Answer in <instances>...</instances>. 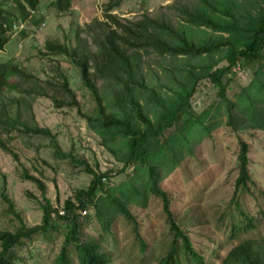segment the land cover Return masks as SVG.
<instances>
[{
    "label": "trees",
    "instance_id": "trees-1",
    "mask_svg": "<svg viewBox=\"0 0 264 264\" xmlns=\"http://www.w3.org/2000/svg\"><path fill=\"white\" fill-rule=\"evenodd\" d=\"M70 1L58 0L57 3L67 9ZM14 6V16L18 15V19L11 17ZM39 8V0L0 1L1 53L6 43L4 26L7 22L27 21L31 12ZM172 8L176 11V24L167 15L143 16L141 20L125 23L109 16L115 27L101 37L99 56L84 54L78 59L76 66L82 84L95 98L99 110L98 117L87 118L88 124L124 167L98 174L87 162H75L93 178L87 190L76 191L75 199L65 202L61 212L53 208L42 184L25 174V179L41 187L45 202L43 221L40 226L22 227L16 233L0 230V264H15L14 249L20 247L24 239L47 234L51 229L58 231V227L66 231L56 264H113L105 245L108 244L106 237L112 236L111 224L118 216L134 225L140 250L146 253L148 243L138 233L139 223L133 212L138 207L145 209L152 197L163 202L172 234L171 243L166 245L169 250L158 264H183L178 256L179 246L185 264H214L209 257L220 264H264V238L246 239L232 245L224 257L220 255L224 243L233 242L237 236L256 228L253 218H247L245 226L230 221V232L217 234L219 224L215 227L209 223L191 233L173 216L169 193L161 187L163 180L177 170L186 156L193 154V145L219 125L216 120L222 112L227 117L226 126L235 134L264 131V0H194L192 4ZM46 51V55L69 56L65 47L55 43H48ZM148 55L161 59L158 72L156 68L146 70L143 66ZM224 62L226 65L220 67ZM251 66H259L256 77L238 95L237 102L229 100L226 89L236 76V68L244 70ZM159 69L168 81V85L162 87L168 88L170 94L150 84L151 79L160 77ZM29 76L12 61L0 63V100L6 91L16 92ZM12 77H20L19 82H11ZM60 78L57 89L60 96L52 98L54 105L74 108L77 106L74 92L65 76ZM99 79L110 83L114 93L107 105L97 84ZM204 81L218 90L221 101L215 110L197 115L192 111L191 101ZM4 118L0 119L4 128L9 126L7 122H13L15 129L21 124L19 118ZM31 133L51 136L47 128L33 127L27 134ZM51 143L56 158L72 157L62 154L55 139ZM0 148L5 151L7 148L1 139ZM237 163L236 192L245 191L253 181L248 170L249 146L244 142H240ZM129 167L133 171L128 173V181L109 186L113 178L128 172ZM236 207L240 210L239 204ZM90 209L101 228L99 240L88 238L84 231V227L91 226L87 218ZM197 238L204 239L205 244L198 245ZM111 244L115 246L113 238Z\"/></svg>",
    "mask_w": 264,
    "mask_h": 264
},
{
    "label": "rangeland",
    "instance_id": "rangeland-1",
    "mask_svg": "<svg viewBox=\"0 0 264 264\" xmlns=\"http://www.w3.org/2000/svg\"><path fill=\"white\" fill-rule=\"evenodd\" d=\"M57 1L40 0V13L28 21L26 35L13 37L12 34L5 52H0V63L12 60L20 65L23 73L30 75L16 92L6 91L0 100V119L9 116L19 118L21 123L16 124V129L13 122H7L9 126L6 128L0 125V139L7 147L6 151L0 148L1 231L16 233L22 227L31 229L42 224L45 202L41 187L25 179V174L33 176L42 184L53 208L61 212L65 202L74 200L76 191L87 190L93 178L75 162H87L98 174L124 167L103 146L102 139L88 124L87 118L98 117L99 110L95 98L83 86L76 66L84 54L99 56V46L103 42L101 37L115 27L109 16L125 23L141 20L143 16L156 18L167 15L176 24V11L172 7L189 5L194 0H71L70 9L65 12L60 10L61 4ZM117 4L118 7L115 6ZM11 14V17L16 15V6L12 8ZM14 24L18 25L14 21L10 22L11 26ZM48 43L62 45L68 50L69 56L46 55ZM161 63V59L155 55H148L143 66L146 70L156 68L158 72ZM225 65L224 62L220 67ZM258 69L259 66L244 70L237 67L236 76L226 89L227 98L237 102L238 95L250 85ZM61 75L65 76L74 92L77 103L74 108H57L52 100L60 96L57 89ZM158 75L160 80L156 77L149 83L161 89L162 93L170 94L168 88L162 87L168 85V81L160 69ZM19 80L20 77L10 79L14 84ZM97 84L104 97V105H107L114 95L112 87L100 79ZM220 101L218 90L210 82L204 81L191 101L192 111L201 115L205 111L215 110ZM216 121L219 125L210 135L203 136L193 145V154L186 156L177 170L163 180L161 187L169 193L173 216L191 233L196 229L200 231L209 223L215 227L219 224L217 234L230 232V221L245 226L247 218H253L256 226L254 230L223 244L220 255L224 257L234 244L246 239L264 238V131L235 134L226 126L225 112ZM33 127L47 128L51 136L27 134ZM52 139H55L62 154L72 157L65 160L56 158ZM240 142L249 146L248 170L253 184L248 185L245 191L236 192ZM127 169L128 172L113 178L109 186L128 181V173L133 169ZM133 213L139 223L138 233L148 243L146 253L140 250L136 228L122 216H118L111 224L112 236L106 237L108 244L105 250L111 255L113 264H158L169 250L166 245L171 243L172 235L163 212V202L152 197L145 209L138 207ZM92 216L90 209L87 218L91 226L84 227V231L88 238L99 240L101 228ZM219 219L221 222H218ZM58 229L24 239L23 244L14 249L15 264H56L66 231V228ZM112 238L115 246L111 244ZM195 242L198 245L205 244L201 238L195 239ZM179 249L178 256L185 264L182 247L179 246ZM209 260L220 264L212 257Z\"/></svg>",
    "mask_w": 264,
    "mask_h": 264
},
{
    "label": "clouds",
    "instance_id": "clouds-1",
    "mask_svg": "<svg viewBox=\"0 0 264 264\" xmlns=\"http://www.w3.org/2000/svg\"><path fill=\"white\" fill-rule=\"evenodd\" d=\"M40 1V0H39ZM41 4V3H40ZM40 9V8H39ZM37 10V11H34V12H31V14H30V16H29V18H28V20L27 21H23V20H17L18 19V16H14V17H16L17 19L16 20H13L15 23H17L18 25H13V26H11L10 25V21H9V23L7 22V25L6 26H4V28H6V30H5V38H6V43L4 44V49H3V51L2 52H5V48H6V46L9 44V42H10V40H11V38H12V34H13V37H16L17 35H22V36H24V35H26V30H28V21L30 20V19H32L33 18V16L35 15V14H38V13H40V10ZM70 9V5H69V8H67V9H65V8H63V7H60V10L61 11H68ZM16 32V33H15ZM20 45V44H19ZM58 45H60V44H58ZM21 46V45H20ZM18 49V48H17ZM8 61H12V60H8ZM13 63H14V61H12ZM15 64V63H14ZM15 65H17V64H15ZM20 66V65H19Z\"/></svg>",
    "mask_w": 264,
    "mask_h": 264
},
{
    "label": "built area",
    "instance_id": "built-area-1",
    "mask_svg": "<svg viewBox=\"0 0 264 264\" xmlns=\"http://www.w3.org/2000/svg\"><path fill=\"white\" fill-rule=\"evenodd\" d=\"M114 176H115V174H114ZM103 182H106V179H104Z\"/></svg>",
    "mask_w": 264,
    "mask_h": 264
}]
</instances>
